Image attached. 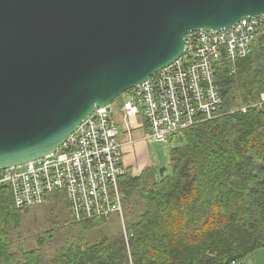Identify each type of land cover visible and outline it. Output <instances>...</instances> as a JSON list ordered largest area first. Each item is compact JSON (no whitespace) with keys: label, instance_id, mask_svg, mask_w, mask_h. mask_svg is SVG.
<instances>
[{"label":"trees","instance_id":"trees-1","mask_svg":"<svg viewBox=\"0 0 264 264\" xmlns=\"http://www.w3.org/2000/svg\"><path fill=\"white\" fill-rule=\"evenodd\" d=\"M217 76L221 114L183 132L170 170L161 175L149 165L120 178L125 229L91 242L92 230L118 216L70 213L35 237L19 235L32 207H18L10 187L0 186V264H231L263 248L264 105L252 104L264 91V35Z\"/></svg>","mask_w":264,"mask_h":264},{"label":"water","instance_id":"water-1","mask_svg":"<svg viewBox=\"0 0 264 264\" xmlns=\"http://www.w3.org/2000/svg\"><path fill=\"white\" fill-rule=\"evenodd\" d=\"M261 14L264 0H0V169L55 152L189 32Z\"/></svg>","mask_w":264,"mask_h":264},{"label":"built area","instance_id":"built-area-1","mask_svg":"<svg viewBox=\"0 0 264 264\" xmlns=\"http://www.w3.org/2000/svg\"><path fill=\"white\" fill-rule=\"evenodd\" d=\"M262 35L264 14L242 18L226 29L189 32L183 55L120 96L124 113L144 116L146 140L179 141L186 129L221 114L219 68L249 56ZM112 104L97 107L55 152L0 169V186L10 187L18 207L65 195L76 220L118 216L125 229L120 178L126 169ZM263 105L264 91L252 106Z\"/></svg>","mask_w":264,"mask_h":264},{"label":"crops","instance_id":"crops-1","mask_svg":"<svg viewBox=\"0 0 264 264\" xmlns=\"http://www.w3.org/2000/svg\"><path fill=\"white\" fill-rule=\"evenodd\" d=\"M123 100L116 99L113 106V117L119 128V140L123 143V163L126 172L139 176L149 165L158 166L153 160L152 142L144 138L147 124L142 114L127 116L122 109ZM241 264H264V247L249 254Z\"/></svg>","mask_w":264,"mask_h":264},{"label":"rangeland","instance_id":"rangeland-1","mask_svg":"<svg viewBox=\"0 0 264 264\" xmlns=\"http://www.w3.org/2000/svg\"><path fill=\"white\" fill-rule=\"evenodd\" d=\"M239 109L243 110V107H240ZM178 144L179 141L177 139H174L170 143H162L157 141L152 142V157L153 160H157L159 162L157 166L158 171L162 166H166L167 171L170 170V151L172 147H175ZM58 196L59 197L55 199L60 203L56 202V200L53 199L42 206L30 208V211H28L24 215L25 220L23 223V228L21 230V233L18 234H22L25 237H35L37 234H41V232L44 233L46 229L49 230L51 228H55L56 224H58L59 222L66 221L69 217L68 214H70V211L65 208L67 199L65 195L58 194ZM118 218L120 223L117 220H113L110 225L98 227L92 230L89 233V240L91 242H95L97 239L108 234L111 228L120 224L123 226L121 218ZM18 234H14V236Z\"/></svg>","mask_w":264,"mask_h":264},{"label":"bare ground","instance_id":"bare-ground-1","mask_svg":"<svg viewBox=\"0 0 264 264\" xmlns=\"http://www.w3.org/2000/svg\"><path fill=\"white\" fill-rule=\"evenodd\" d=\"M86 219H89V218H86Z\"/></svg>","mask_w":264,"mask_h":264}]
</instances>
